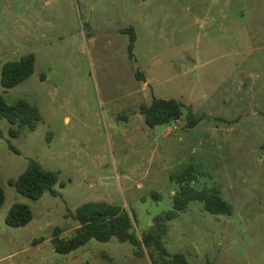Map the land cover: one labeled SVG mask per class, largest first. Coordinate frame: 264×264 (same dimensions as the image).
Instances as JSON below:
<instances>
[{
    "label": "rangeland",
    "instance_id": "rangeland-1",
    "mask_svg": "<svg viewBox=\"0 0 264 264\" xmlns=\"http://www.w3.org/2000/svg\"><path fill=\"white\" fill-rule=\"evenodd\" d=\"M28 54L35 72L5 89L3 65ZM0 94L42 116L17 138L0 120V264H165L117 238L67 255L52 240L74 235L88 202L134 212L141 237L190 167L187 184L218 188L234 212L191 202L170 222L169 253L264 264V0H0ZM153 98L181 102V119L148 127L140 108ZM32 160L58 173V195L31 200L10 185ZM14 204L31 209L27 226L8 225Z\"/></svg>",
    "mask_w": 264,
    "mask_h": 264
},
{
    "label": "trees",
    "instance_id": "trees-1",
    "mask_svg": "<svg viewBox=\"0 0 264 264\" xmlns=\"http://www.w3.org/2000/svg\"><path fill=\"white\" fill-rule=\"evenodd\" d=\"M130 37L129 53L134 57V48L137 40L136 31L133 27L122 31ZM36 57L34 54L23 56L19 60L6 62L2 67L1 84L5 89L14 88L35 72ZM183 104L175 99L153 98L150 104H144L140 108V114L144 116L148 127L178 121L183 116ZM7 120L10 125V135L17 138L24 128L35 130L42 121L39 109L26 100H19L15 104H9L5 97L0 94V120ZM200 118H196L190 111L188 125L191 128L197 126ZM193 178V168H188L183 174L172 177V180L181 185L180 191L173 200V209L157 215L153 224L142 234L141 237L134 231L136 216L134 212H128L119 206L107 202H88L80 206L74 214L78 223L74 235L69 238H53L55 251L59 254H70L86 245L91 240L109 242L117 238L120 242H128L141 251H148L154 257L158 254L165 264H191L184 253L171 254L167 250L165 238L168 236L170 222L176 219L180 213L185 212L191 202L203 204L206 212L213 215H232L233 206L221 195L218 188H204L197 190L187 182ZM194 179V178H193ZM59 181L57 172L45 169L40 163L30 161L28 168L17 179L10 180V185L23 196L31 200H39L46 193L58 195L55 186ZM63 186V185H62ZM157 196V195H156ZM6 195L0 184V209L4 205ZM33 219V213L29 206L14 204L8 217V225L20 228L27 226ZM110 264H115L111 262Z\"/></svg>",
    "mask_w": 264,
    "mask_h": 264
},
{
    "label": "crops",
    "instance_id": "crops-1",
    "mask_svg": "<svg viewBox=\"0 0 264 264\" xmlns=\"http://www.w3.org/2000/svg\"><path fill=\"white\" fill-rule=\"evenodd\" d=\"M116 263V262H115ZM117 264V263H116Z\"/></svg>",
    "mask_w": 264,
    "mask_h": 264
}]
</instances>
